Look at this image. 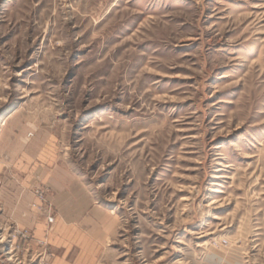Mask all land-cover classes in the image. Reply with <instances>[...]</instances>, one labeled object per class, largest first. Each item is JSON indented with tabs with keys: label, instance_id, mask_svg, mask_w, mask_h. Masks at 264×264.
I'll use <instances>...</instances> for the list:
<instances>
[{
	"label": "rangeland",
	"instance_id": "1",
	"mask_svg": "<svg viewBox=\"0 0 264 264\" xmlns=\"http://www.w3.org/2000/svg\"><path fill=\"white\" fill-rule=\"evenodd\" d=\"M4 123L48 231L45 177L105 213L99 264H264V0H0Z\"/></svg>",
	"mask_w": 264,
	"mask_h": 264
},
{
	"label": "crops",
	"instance_id": "2",
	"mask_svg": "<svg viewBox=\"0 0 264 264\" xmlns=\"http://www.w3.org/2000/svg\"><path fill=\"white\" fill-rule=\"evenodd\" d=\"M0 127L5 126L2 124ZM9 157L6 162L0 163V202L3 208L5 205L8 207V216L20 227L33 232L31 248L35 251L47 249V259L51 264H99L109 236L105 213L93 206L87 197L78 193L70 194L51 176H44L46 180L40 177L54 191L59 215L55 229L48 231V222L31 210L33 196L24 190L38 178L33 165L41 161V155L27 157L23 150H18ZM14 165L18 173L14 179L20 177L22 181L11 182L9 171L6 170ZM41 241L48 248H44L39 243Z\"/></svg>",
	"mask_w": 264,
	"mask_h": 264
},
{
	"label": "built area",
	"instance_id": "3",
	"mask_svg": "<svg viewBox=\"0 0 264 264\" xmlns=\"http://www.w3.org/2000/svg\"><path fill=\"white\" fill-rule=\"evenodd\" d=\"M43 199V194H39ZM39 198V199H40ZM31 237L27 232L15 229L12 233L6 234L3 226L0 224V260L3 259L0 264H28L21 256V252L31 251ZM49 251L44 249L43 251H33L30 255L29 264H46Z\"/></svg>",
	"mask_w": 264,
	"mask_h": 264
},
{
	"label": "bare ground",
	"instance_id": "4",
	"mask_svg": "<svg viewBox=\"0 0 264 264\" xmlns=\"http://www.w3.org/2000/svg\"><path fill=\"white\" fill-rule=\"evenodd\" d=\"M4 122H5V120H4ZM4 125H6V123H4Z\"/></svg>",
	"mask_w": 264,
	"mask_h": 264
}]
</instances>
